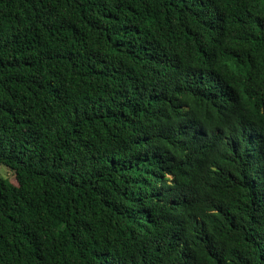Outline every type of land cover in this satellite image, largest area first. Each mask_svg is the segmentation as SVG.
Masks as SVG:
<instances>
[{"label":"trees","instance_id":"obj_1","mask_svg":"<svg viewBox=\"0 0 264 264\" xmlns=\"http://www.w3.org/2000/svg\"><path fill=\"white\" fill-rule=\"evenodd\" d=\"M0 264H264V0H0Z\"/></svg>","mask_w":264,"mask_h":264},{"label":"rangeland","instance_id":"obj_2","mask_svg":"<svg viewBox=\"0 0 264 264\" xmlns=\"http://www.w3.org/2000/svg\"><path fill=\"white\" fill-rule=\"evenodd\" d=\"M13 172L7 169L6 167L0 165V184L1 180H7L9 182H13Z\"/></svg>","mask_w":264,"mask_h":264}]
</instances>
